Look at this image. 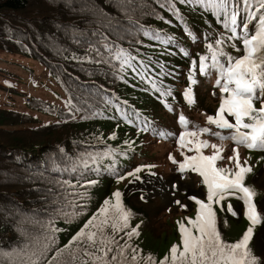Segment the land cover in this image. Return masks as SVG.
<instances>
[{"label":"trees","instance_id":"1","mask_svg":"<svg viewBox=\"0 0 264 264\" xmlns=\"http://www.w3.org/2000/svg\"><path fill=\"white\" fill-rule=\"evenodd\" d=\"M87 3L112 19L80 12L81 4L75 0L70 7L65 5V0L54 3L0 0V53L12 57L14 63L17 60L38 63L54 79V83L51 80L48 84L58 89L56 93L64 102V107H59L33 97L26 101L28 111L55 117L63 122L58 126L37 127L39 120L32 114L17 111L15 107L0 108V252L11 251L25 241L26 235L18 229L29 236L48 233V221L55 215L53 209L57 206L69 214L79 213L69 222L64 216H56L52 227L59 231L55 233L53 251L48 254L51 259L55 249L67 245L105 200L115 203L112 193L119 191L123 207L132 213L129 228L139 225V236L129 242L142 255L151 254L159 261L171 245L179 243L177 222L181 219L187 223L185 218L189 215L195 219V210L182 212L156 227L152 217L159 213L147 211L144 205L149 200L140 199L142 206H137L126 195L127 186L134 181V177L126 174L145 165L134 163L149 153L142 137L161 132L173 135L162 124V112L171 114L182 103H188L183 93L189 87L193 100L196 99L195 90L205 78L199 74L198 60L199 56L207 55L206 44L223 35L226 52L234 57L242 52L227 46L229 34L223 28V15L217 17L211 8L205 9L200 4L134 0L135 11L131 15L135 23L130 24L115 0H87ZM169 3L179 16L170 10ZM235 3L240 9L239 21L245 15L244 5L242 0ZM68 25H75L77 32L66 29ZM252 28L250 24L249 29ZM81 32L84 35H79ZM100 34L107 37L109 44L118 45L134 58L131 66L122 68L118 60L109 58ZM233 43L241 48L239 41ZM192 61L197 62L195 67ZM190 72L197 81L193 85L188 82ZM212 75L216 76L215 72ZM1 77L14 82L19 75L0 68ZM0 92L13 99L19 91L0 81ZM57 130L63 133L57 134ZM60 149L64 150L63 154ZM203 153L209 155L207 150ZM65 157H83L89 160V166L80 165L73 170ZM96 157L100 158L99 163L92 164ZM145 171L146 168L142 169L138 175L142 178ZM117 175L125 178L118 182ZM64 181L68 183L63 186L57 183ZM258 190L253 201L256 205L262 195ZM162 205L169 207L164 202ZM215 211L221 238L227 243L238 242L249 222L239 218V211L235 215L225 207ZM262 227L264 214L261 223L254 226L249 245L258 264H264V254H259L255 244ZM121 237L124 232L116 236L123 244L127 237ZM0 264L6 262L0 258Z\"/></svg>","mask_w":264,"mask_h":264},{"label":"snow or ice","instance_id":"2","mask_svg":"<svg viewBox=\"0 0 264 264\" xmlns=\"http://www.w3.org/2000/svg\"><path fill=\"white\" fill-rule=\"evenodd\" d=\"M51 2L54 3L55 0ZM73 2L74 0H65V5L70 7ZM75 2L81 4L79 11L82 13L88 12L106 17L102 10L89 5L87 0H75ZM181 2L200 4L205 9L211 8L213 15L217 17L223 15V28L229 34L226 37L229 42L227 46L241 51L242 54L234 57L226 52L225 37L221 35L214 43L206 44L207 55L199 56V74L205 77H210L212 72L216 74L214 88H218L220 92L218 107L214 115L206 117L207 125L214 126L216 131L210 127L197 125L189 129V121L183 115L178 118L182 130L176 139V145L178 149L183 150L180 152L183 159L177 161L171 154L168 159L177 165V170L182 176L185 172L198 174L206 188V200L195 196L188 197L194 200L196 205L195 219L186 217L187 224L177 222L179 243L171 245L169 252L159 261H156L151 254L142 255L141 250L129 242L132 237L139 236V225L136 228H129L132 213L123 207L122 194L116 191L112 193L115 203L105 200L98 212L85 222L67 245L55 249L51 259L48 258V254L53 251V245L56 243L55 233L59 231L52 227L56 216H64L66 222H69L79 213L69 214L63 207H55L53 209L55 215L48 221V233L42 236H29L23 229H18L21 234L26 235V239L15 249L0 252V258L6 264H258V258L252 255L249 245L254 235V226L261 223V214L253 202L254 191L245 186L246 176L251 172V168L241 164L238 148L242 146L248 150L264 151V0H242L245 15L239 21L237 17L240 9L235 0H181ZM115 4L128 18L129 23L134 24L131 15L135 11L134 0H115ZM253 7L255 11L252 10ZM169 8L179 16L171 3ZM250 24L253 25L251 30ZM57 28H61V25H57ZM65 28H70L74 34L77 32L75 25H68ZM79 35L84 33L81 32ZM93 35L97 33L94 32ZM100 35L109 58L118 60L122 68L131 66L134 58L118 45L109 44L103 34ZM233 41H239L241 48H237ZM91 50L90 47L89 51ZM196 63L192 61L194 67ZM188 82L189 85L197 83L191 72ZM212 94L216 95L215 92ZM183 96L189 105L194 102L190 87L185 89ZM256 100L260 101L259 108L254 105ZM144 130H147V126ZM223 130H229V134L222 135ZM205 134H210L220 143H210L207 139H201L200 137ZM159 135L164 137L172 134L161 132ZM226 140H231L234 144L231 149L232 154L227 157L229 162L234 161L233 168L217 167V161L223 159L222 145ZM206 148L212 149L211 154L203 153ZM60 152L63 154L64 150L60 149ZM185 152L193 154L186 155ZM102 155L107 156L110 153ZM65 158L73 170L80 165L85 168L89 166V160L83 157ZM99 159V157L93 158L91 163L98 164ZM154 167V165H143L127 172L126 175L142 183L143 180L138 173L146 168L149 170L147 176L155 177L156 173L151 171ZM124 178L119 175L116 177L118 182ZM57 183L63 186L68 182ZM89 183L95 182L89 181ZM69 187L75 186L69 185ZM172 187L175 189V185ZM234 193H239V198L243 200L244 216L250 226L238 242L227 243L221 238V233L217 229L214 205H220L226 196ZM80 196L83 198V193H80ZM140 199H143V195ZM54 203L59 204V201ZM175 203L179 205L180 201L177 200ZM181 207L186 206L181 205ZM228 210L231 212V205H228ZM120 232H124V237H127L123 244L116 239ZM257 243L264 241L257 238ZM73 244L76 247H72Z\"/></svg>","mask_w":264,"mask_h":264},{"label":"rangeland","instance_id":"3","mask_svg":"<svg viewBox=\"0 0 264 264\" xmlns=\"http://www.w3.org/2000/svg\"><path fill=\"white\" fill-rule=\"evenodd\" d=\"M199 45L200 41H198ZM11 59L13 58L0 53V68L12 73H18V81H7L3 77L1 78L5 81L1 80V78L0 81L6 86L14 87L19 92L15 93L13 99H10L7 93L0 92V108L7 109L5 106H9L8 108L15 107L17 111L32 114L39 120L37 127L61 125L63 122H59L55 117H45L32 113L28 111L29 107L26 106L28 98L33 97L35 99L47 100L59 107H64L61 95L56 93L58 89L53 84L49 85L47 82L50 78L54 83V79L38 63L36 65L32 62H20L18 60L16 61L18 63H14L15 61ZM30 64H32V68ZM214 81L215 76L211 75L198 83V87L195 90L196 99L191 105L189 103H182L180 109L173 111L171 114L162 112V124L166 125L168 130L174 132L171 137L148 134L141 138L144 147L149 150V153L144 158H137L134 163L142 162L145 165H154L155 167L152 168V172L156 173V176L148 177V170L146 169L145 174L141 178L143 182L135 180L131 182L126 188V195L130 198V202L137 206H142V202L139 200L141 195H144L143 199L149 200V203L144 205L147 211L154 212L155 214L159 213L157 217H152L155 220L156 227L159 224L163 225L167 221H172L173 216L182 212L190 213L193 210L196 211L195 202L188 199L189 196L206 200V188L202 184V180L198 174L185 172L182 176L177 170V165H174L168 157L171 154L177 161L183 159L180 155V152L183 150L178 149L176 145V139L182 130L178 123L180 115H183L189 121V129L193 125H197L199 127H210L213 131H216L214 126L207 125L206 123V117L214 115L218 107L217 94L220 92L218 88H214ZM213 92L216 93L215 96L212 94ZM254 105L259 108L260 101L259 103L254 101ZM50 131H54V129ZM56 133L62 134L63 131L57 130ZM221 134L228 135L229 130H223ZM200 138L207 139L210 143H220V141L210 134L202 135ZM222 146L223 152L221 155L223 159L217 161V167L233 168L234 161L229 162L227 157L232 154L231 149L234 147V144L231 140H226ZM204 150H207V153L211 154V148ZM238 152L241 164L250 166L251 168V172L246 176L245 186L250 187L255 194L259 193L258 189L262 191L259 203L257 204L259 206V208L257 206V210L262 215L264 214V151L248 150L241 146L238 148ZM185 154L192 155L193 153L185 152ZM173 185H175V189H173ZM239 195V193H234L226 196L220 205H214V210L225 207L227 212L235 213L241 207L239 218L241 216V218L246 219L244 216L243 200L239 198ZM177 200L180 201L179 205L175 203ZM162 202L171 208H163ZM181 205H185L186 207H181ZM228 205H231V212L228 210ZM188 218H193V216L189 215ZM179 222H182L181 219ZM258 238L264 241V229ZM258 248L264 253V243H258Z\"/></svg>","mask_w":264,"mask_h":264},{"label":"clouds","instance_id":"4","mask_svg":"<svg viewBox=\"0 0 264 264\" xmlns=\"http://www.w3.org/2000/svg\"><path fill=\"white\" fill-rule=\"evenodd\" d=\"M260 190H261V189H260ZM139 200H140V199H139ZM263 228H264V227H262V228L260 229V231L258 232V234H257V236H256L255 244H256V246H257L258 251H259V248H258L257 238H258L259 234L261 233V231L263 230ZM259 254H261V253L259 252Z\"/></svg>","mask_w":264,"mask_h":264},{"label":"crops","instance_id":"5","mask_svg":"<svg viewBox=\"0 0 264 264\" xmlns=\"http://www.w3.org/2000/svg\"><path fill=\"white\" fill-rule=\"evenodd\" d=\"M2 59V58H1ZM23 67V66H22ZM30 67L32 68L33 66H32V64H30ZM18 73H16V75H17ZM19 75V74H18Z\"/></svg>","mask_w":264,"mask_h":264},{"label":"built area","instance_id":"6","mask_svg":"<svg viewBox=\"0 0 264 264\" xmlns=\"http://www.w3.org/2000/svg\"><path fill=\"white\" fill-rule=\"evenodd\" d=\"M47 82H49V83H50V82H52V81H51V79L49 78Z\"/></svg>","mask_w":264,"mask_h":264},{"label":"bare ground","instance_id":"7","mask_svg":"<svg viewBox=\"0 0 264 264\" xmlns=\"http://www.w3.org/2000/svg\"><path fill=\"white\" fill-rule=\"evenodd\" d=\"M264 229V228H263ZM262 232V231H261ZM259 252L261 253V254H264V253H262L260 250H259Z\"/></svg>","mask_w":264,"mask_h":264}]
</instances>
